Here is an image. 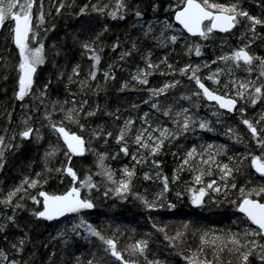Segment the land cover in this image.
Returning a JSON list of instances; mask_svg holds the SVG:
<instances>
[{"label": "trees", "instance_id": "1", "mask_svg": "<svg viewBox=\"0 0 264 264\" xmlns=\"http://www.w3.org/2000/svg\"><path fill=\"white\" fill-rule=\"evenodd\" d=\"M46 1L44 0V4H46ZM169 1L140 0V6L147 20H150L153 15H157L158 18L160 16H167L168 20L176 25L172 20V14L165 10L170 3ZM68 2L72 3V0H68ZM94 2L95 0H75L71 8H65L60 14H57L53 0L48 1L47 10L51 7V13L46 15L43 27H50L54 23L56 24V28L51 29L46 36H44L43 28L40 29L41 37H43L46 45L48 58L44 64L38 66L36 84L34 85V90L38 92L39 88L51 77L52 83L49 85L50 100L59 99L63 101L66 99L69 103L64 105V107H71V97L75 94L77 97L76 103H80L82 100L88 101L85 111L95 107L97 104L100 105V109L94 115L81 116V122L87 125L83 129L79 128L77 123L65 120V124L70 130L76 131L86 138V147L89 149L82 156H72V166L77 170L82 179L87 173L92 172L93 179L99 185V187H94L90 193L88 192V195L94 201L95 207L83 213V215L104 235L119 236L116 239L118 248L122 251L125 258H128L127 254L133 256L130 248L131 240L127 239L130 236L145 235L149 239V245L156 253L157 258L169 264H191V261L186 259V257H193L196 235L203 229L213 227L222 233L227 232L228 234H232L238 232L241 234L240 238L244 239L245 224H248L250 227L254 226L238 213L236 203L240 198L239 189L241 185H244L246 190L253 186L259 187L264 185V176L257 175L252 171L250 157L241 160V156L248 152L259 154L261 148L256 144L255 139L250 134V130L243 123L239 111L227 113L219 109L220 115H216L217 106L207 103L203 97H198V99L192 97L189 99L187 96H182L181 93L196 91L197 86L195 82L191 81L188 75L170 71L167 63H162L161 60L167 56L168 63H171L176 68L182 67L185 63L203 65L206 61H215L217 56L222 55L225 51H229V48L238 46V43H240L238 42V38L241 37L240 33L244 31V27L247 25L242 26V18H240V23L230 33H214V35L207 39L203 37L191 38L176 25L174 30L177 33L182 31L183 35L175 44H149L140 36V26L136 24L137 18L131 10L123 20L119 18L113 19L96 11H90L79 16L73 14L83 4ZM101 2H107V0H101ZM127 2L130 9L137 5V0H127ZM154 2H158L160 5L155 11L152 8ZM220 2L229 3L232 0H220ZM241 5L247 8L250 13L264 17V7L257 4L256 0H241ZM104 24L109 25V30L103 32L100 38L103 41L102 59L99 65L101 70L97 73V79L89 81L83 90H81L78 80L74 77L73 82L69 83L67 76L71 73L72 66L79 63L81 67L80 79H83L88 74L91 60L83 54L84 50L81 49L79 43L73 40V34L83 39L99 32ZM154 26L157 28L158 25ZM256 32V36L251 37L254 42L249 45V50L264 56V26L258 25ZM249 35L251 34L248 33L245 37ZM2 36L3 31L0 33V41L2 40ZM117 37H119L121 45L119 48L113 49L111 44ZM136 38H139L141 41L139 50H132L130 56H126L123 60L119 59L124 49H131V41ZM53 41H56L57 46L61 49L60 55L54 56ZM194 41L202 44V51L199 55L194 50L191 53L186 51V45ZM222 41H227V43H222ZM7 42L5 41V44ZM142 43L151 48L153 62H161V65H158L159 67L148 77V84H142L135 79L130 80L131 72L129 71L131 69L137 68V66L144 67L142 57L144 56L145 47L142 46ZM97 44L99 46L100 41H97ZM15 60H18V49L9 41L5 47L0 48V135H6L7 137H11L13 132L18 133L21 130L20 116L23 114L21 111L22 103H30L31 105L34 104V106H37L38 103L39 112L35 113L32 121H34V124L44 122L43 111L45 104H39V101L33 102L31 96L23 102L18 101L14 97L17 80ZM5 64H7L6 67ZM109 64L113 65L112 70L116 75L114 79L110 78L105 81L103 70ZM257 67L258 61L253 65L252 76L258 75ZM60 69L64 70L65 76L58 79L57 73ZM214 69V65L210 66L207 64L198 71V74L209 87L213 86L207 74ZM5 75L6 78H4ZM236 75L247 77L250 74L243 69H239ZM169 80H179L181 83H178L174 88L170 87L161 96L153 97L151 100L148 99L151 96L150 89L159 88ZM124 81H128L130 86L123 87ZM131 85H135L136 87H131ZM179 98L196 117L210 121V128L200 129L193 125L184 136L176 139L177 142L174 139L171 140L170 145L165 142L162 150L158 151L154 156H149L146 150L143 151V154L148 156L147 161L144 163H138L131 154L125 155L122 151L118 155L112 156V153L116 152L119 148V144L115 140L118 126L122 125L125 119L135 117L136 127L141 123L143 113L150 111V118L153 122L157 120L167 122L163 113L157 111V109H153L151 105L156 100H159L164 107L168 104L175 105V102ZM191 100L192 102L196 101V103L192 105ZM246 104L244 106L241 102V105L239 103L237 108L246 107L247 112L244 115L255 122L253 116L258 109L264 113V101H257L255 105L251 103L248 105V102ZM47 107L51 110V104H47ZM117 109H119V118H116L112 114L116 113ZM9 112H11V120L8 118ZM61 113L63 115H58L63 119L64 113ZM58 115L53 114L54 119L57 121H59ZM97 125H104L106 128L112 130L113 136L107 138V143L104 142L105 138L103 136H86V134L92 133L91 129ZM48 127L47 123L46 128ZM257 127L258 129H264V115L260 124H257ZM229 128L233 129L232 133H229ZM236 133L240 134V138L234 140L233 135H236ZM48 135L49 137L42 140H37L33 136L25 139L17 135L14 140H11L13 146L6 148L4 166L0 168V195L7 194V188L16 181H21L23 176L34 175L36 172H41L42 169L44 171L41 172V179L47 175L48 182L32 188L29 196L38 195L41 188L49 192H59L66 190L71 185V178L68 174L54 171L48 172L45 168L44 153L48 150L49 144L57 143V136L53 133ZM213 138L223 141L227 145V156L232 157L235 161L234 168L238 170L233 171L231 177L232 183H235L236 187L232 188L229 185L221 197L216 198L214 201L212 200L210 204H201L195 207L191 202L192 197L189 189L192 187L186 179V173L178 172L179 178L173 179L174 167L177 164L175 155L183 151L182 147L184 149L190 145L198 144L202 140ZM262 138H264V133H262ZM128 139L131 141L132 136L129 135ZM137 147V145L130 142V153L134 152ZM96 150L109 153L106 163L110 164L115 171H118L117 169L122 164H128L131 168L135 169L130 191L115 194L112 192V183L107 181L106 177L96 172ZM64 152L65 148L61 147V150L55 156L49 158L48 163L51 168L54 169L61 163L67 162ZM137 155L140 154L137 153ZM153 159L161 160L162 163L158 166L154 165L152 163ZM146 171L150 172L151 178L144 177L143 173ZM158 171L161 172V176L167 175L168 177L169 185L166 190L160 176L153 175ZM60 177H63V179L61 180ZM105 192L108 194L105 195ZM144 192L149 195H153L156 192L163 193L157 200V203L161 206L148 208L141 199ZM137 193L140 195L138 196ZM82 194L84 195V191ZM18 195H24V193L21 192ZM122 195L126 198L122 199ZM253 198L264 199V193L259 197L253 194ZM24 202L27 208L19 210L16 213L17 221L21 225L17 227V232L10 234L6 232L0 235V244L7 242L3 240L4 235H7L8 239L10 238L9 240L12 241L20 236L26 235L29 237L25 242L24 252H16L14 254L16 258L21 261H27V264H68L74 257L78 256L80 264H87V261L90 259L89 256L93 251V246H97L99 251H97L95 258L101 264H122L116 257L105 252V247L97 236L89 239L84 238L82 235H73L71 241L67 244L63 241L62 245L55 249L57 254L52 255L51 259H49L52 248L49 241L59 222L42 220L32 216L28 208L33 206L39 208L40 205L35 204L28 197H25ZM1 208L7 214H11L12 212V206L3 204L0 205ZM71 219L75 220L76 216L71 217ZM162 221L187 223L188 231L180 236L179 239H174L166 232L160 231L157 223ZM78 230L84 232L86 229L78 228ZM169 237L172 239H169ZM247 239H253V237L248 236ZM226 243L228 247L225 248L222 255L225 257L229 255L232 259L229 262H224V257H221L216 261V264H236L238 259L240 260L241 252L246 250L242 248L241 252H237L234 249L229 251L228 248L232 247L231 242L227 241ZM249 260L250 264H259V259L255 253L250 256ZM138 263L142 264L141 262Z\"/></svg>", "mask_w": 264, "mask_h": 264}, {"label": "snow or ice", "instance_id": "2", "mask_svg": "<svg viewBox=\"0 0 264 264\" xmlns=\"http://www.w3.org/2000/svg\"><path fill=\"white\" fill-rule=\"evenodd\" d=\"M55 6V12L60 14L63 9L71 8L75 3H69L68 0H53ZM257 4L264 7V0H256ZM37 4H38V18L36 24L34 25V15H37ZM158 2L152 4V8L155 11L159 7ZM132 11L137 18L136 24L141 27L140 36L143 37L144 41H155L159 44L172 43L175 44L178 39L183 35V32L177 33L174 29V25L165 16L163 22L159 18L153 16L152 20H147L145 18L144 11L141 10L140 0H137V5L134 8H129L127 0H107V2H101V0H95L94 3H85L79 7V10L74 15L86 14L90 11H96L102 15L110 16L113 19L119 18L121 20L125 19L128 12ZM169 12L174 15V20L182 26V29H186L188 33L199 34V36L207 39L214 35V30L229 31L233 29L238 23H240V18H246L248 21L247 26L244 27L241 37H245L246 34L250 33L251 37H255L257 32V26H264V17L257 14H252L247 8L242 7L241 0H232L230 3H222L220 0H176L174 3H169ZM51 13V7L48 9V14ZM46 18L45 4L44 0H0V27L5 25L8 21L11 23L10 35L14 42V45L18 49V60L15 64L17 70V80L16 87L14 90V97L19 101H25L29 96L33 100L39 101V104H45L43 111L44 118L47 119L49 128L56 133L57 143L49 144L48 150L44 153L45 158V168L48 172H63L68 174L71 178V185L64 191L59 192H49L40 189L38 195H30L28 193L29 188H35L37 185L46 184L48 182V176L45 175L41 179V172L35 173V175H25L19 184L15 185L7 194L0 195V203L6 206H12L11 214L0 213V233H5L11 225L20 227L21 225L17 221L16 213L19 210L27 208L25 204V197L34 201L35 204L40 205L39 208L33 206L28 208V211L32 216L36 218L46 219L48 221H53L58 218H65L67 221V214L76 213V219L71 222L65 223V225L57 229L56 237H63L64 243L67 244L71 241L72 236H80L82 232L79 229H87L89 234H94L103 241L105 246V252L110 253L111 256L116 257L122 264H138L136 260L127 259L123 255L122 251L118 248V242L114 236H105L90 220L86 219L82 214L86 209H93L95 207L94 201L90 198V195H83L82 188L87 187L89 193L94 187H99L97 182L93 179V173H87L83 179L78 174L77 170L72 166L71 160L74 154H83L89 149L86 147V138L76 131L70 130L66 126L65 120L75 122L79 125V128L83 129L87 125L81 122V116H91L94 115L99 109L100 105L97 104L95 107L89 108L85 111V106L88 104L87 100H82L80 103H76V95L73 94L71 97L72 106L64 107L69 103L68 100H50L49 99V85L52 83L51 77L45 82L37 91L34 90V85L36 84V74L39 65H42L47 60L46 45L43 37H41L40 29L43 28L44 36L51 29L56 28V24H51L50 27H43ZM154 25H159V32L157 33L156 27ZM109 30V25L104 24L100 31L94 35H89L86 38H81L80 36L73 34V40L78 42L81 49L84 50L83 54L88 56L91 60V65L88 74L80 79L81 67L79 63L72 66L71 73L67 76L68 82L72 83L75 77L79 84L80 89L83 90L89 81H95L97 79V73L100 71V61L102 59L101 52L103 50V41H101V35L103 32ZM167 33V34H166ZM97 41H100L98 46ZM254 40L248 38L247 42L235 47L229 51L224 52L215 58V61H220L223 63V67H216L212 72L209 73V78L214 82V85H219L221 82V74H227V82L224 87L228 89L227 92H221L216 87H209L205 83L204 79L198 74L201 67L207 64L215 63V61H206L205 64H189L185 63L182 67L176 68L171 63H168V57L163 58L164 63H167V67L172 72H179L181 74L188 75L191 81L195 82L198 86L195 92L181 93L182 96H187L191 99L193 96L196 97H206L209 101L217 102L216 115H220L219 109H227L232 112L239 111L241 114V119L243 123L250 130L251 136L255 139L256 144L261 148V152L256 154L254 152H248L241 156V160L246 157H250V164L253 166L257 173L264 174V138H262V133L264 129H258L257 122L246 118L244 115L247 112L246 107H239L237 105L241 100L255 105L257 101H264V56L258 53H253L249 50L248 45L252 44ZM140 39L136 38L132 40L131 49H124L121 53L119 59L123 60L126 56L132 54V50H139ZM222 43H227V41H222ZM121 41L119 37L111 44L113 49L119 48ZM53 52L55 55L61 54V49L57 46L56 41L52 42ZM146 47V55L142 57L144 60V67H137L135 70V75L133 79L141 82L142 84H148V77L152 74L154 70L158 67V63L152 60V51L150 47ZM195 51L199 55L202 51V44L199 42H193L186 45V51L191 53ZM258 61L257 73L258 75L252 76L254 62ZM7 64H5V67ZM59 67V66H58ZM113 65L109 64L106 69L103 70L105 81L108 79L115 78L116 73L112 70ZM243 69L250 75L247 77H239L235 73L237 70ZM65 76L63 69H60L57 73V78ZM6 78V75L5 77ZM179 80H169L162 84L159 88L150 89L151 96L149 100L153 97L161 96L166 93L170 87H175ZM123 87H129V82L124 81ZM97 87H99L97 85ZM131 87H136L131 85ZM232 89H235L233 91ZM47 104H51V110L47 107ZM198 106V102H197ZM23 108L35 107L36 111L39 112V107L31 104H21ZM151 107L157 109V111L163 113L165 117H171L173 124L177 125L172 128L168 123L164 122H153L150 118V111H145L141 118V123L135 132L133 128L135 127V117H128L124 120L123 124L118 126V132L115 135V140L119 144V148L116 152L112 153V156L118 155L121 151L125 155L131 154V156L137 160L138 163H144L147 161L148 156L143 154V150H147L149 156H154L158 151H161L165 141L171 142L172 139L179 137L182 131L186 132L190 125H194L200 129L210 128V121L199 119L190 112L188 108H183L181 110L173 111V105L168 104L166 107L161 105L159 100L152 103ZM63 112L64 118L57 121L53 117V113ZM111 112V110H109ZM119 109L113 115L118 117ZM8 118L11 120V112L8 113ZM32 113L22 114L21 121L23 123V128L19 132H13L11 137L6 135H0V168H3L5 162V150L8 147H12L11 140H14L18 135L21 138H30L35 134L36 139L40 140L44 137V133L41 131L43 125L37 127L34 123H31ZM7 131V130H5ZM229 133L233 132L232 128H229ZM92 135L94 137L103 136L104 142L107 143V138L113 136L111 129L106 128L104 125H97L95 128L91 129ZM158 133V134H157ZM129 135L132 136L131 141H129ZM240 134L236 133L233 135V139H239ZM62 139V143H61ZM137 145V149L130 153L129 143ZM61 147L65 148V156L67 158L66 163H61L56 168H51L49 166V158L56 155L61 150ZM212 145L208 148L212 149ZM227 145H220L219 151H223ZM215 150V149H214ZM208 151V149H205ZM140 153V155H137ZM96 163L98 172L101 176L106 177L107 181L111 182L114 187H112V192L115 193H125L130 191L132 177L135 174L134 168H129L127 165L124 166V173L126 175L120 176L119 179L116 177L115 170L110 164L106 163V158L109 157L108 152H101L96 150ZM197 155V148L195 145L188 150L184 159L181 161V165L178 166L177 172L182 169L183 165L189 164V158ZM200 160L204 164L212 163L215 167L221 169L222 178L227 179L232 176L235 169L230 163H216L215 158L209 155L205 160L203 156ZM152 163L154 165H160L161 160L153 159ZM195 167V165H192ZM162 171V170H161ZM211 171V168L208 169ZM204 171L201 170L197 172L195 179L199 183L201 182V177ZM145 178H151L150 172L143 173ZM154 176H160L163 180L164 189L166 190L169 185L167 175L161 176V172H156ZM61 180L63 177H60ZM175 178H179L176 175ZM209 187L215 188V191L219 192L223 189L229 187L228 184H217L215 180L208 182ZM232 188L236 187L235 183H231ZM206 187H200L198 191L193 186L189 189L191 192L192 203L201 204L203 202L202 198L206 193ZM240 198L236 203V207L239 208L247 218L256 227H250L245 224V232L243 233L244 239H241L240 233H232L227 236V241L231 242L232 247L228 248L229 251L235 249L237 252H241V249L246 250L241 252L240 259L242 264H250V256L255 253L259 259V264H264V199L253 198V194L259 197L264 193V185L259 187L253 186L251 188L245 189L244 185L240 186ZM23 192L24 195H18ZM108 193L105 192V195ZM160 193L159 195H162ZM182 195V193H180ZM139 196L140 194L137 193ZM42 198V200L40 199ZM122 199L126 198L123 195ZM148 208L160 207L155 201H149L147 197H141ZM174 207V205H172ZM179 235V234H177ZM217 236V234H214ZM248 236H252L253 239H247ZM29 237L20 236L13 241H9L10 247L17 253H23L25 242ZM87 238V237H85ZM206 238V237H205ZM4 240H8L7 235H4ZM55 239V237H52ZM169 239H172L169 237ZM217 240L220 241L222 247L214 249L216 256L223 251L224 248L228 247V244L224 242V238L217 236L213 239L211 243L213 245L217 244ZM136 244L139 246L138 250L144 252L147 246V241L140 240ZM199 252H203V249H199ZM52 254H55V249L52 250ZM182 254V253H181ZM195 257V258H194ZM51 259V257H49ZM186 259L191 261V264H216L215 260H210L205 255L203 259H200L196 253L193 257H186ZM0 264H27V261H21L20 259L12 256L10 258V253L5 249V247L0 246ZM76 264H80L79 259H77ZM87 264H101L95 258V255L87 261ZM150 264H165V261L157 259L150 261Z\"/></svg>", "mask_w": 264, "mask_h": 264}, {"label": "rangeland", "instance_id": "3", "mask_svg": "<svg viewBox=\"0 0 264 264\" xmlns=\"http://www.w3.org/2000/svg\"><path fill=\"white\" fill-rule=\"evenodd\" d=\"M48 1L49 0H47L46 1V4H45V12H46V15L48 14V10H47V7H48ZM169 2H171V3H174V2H176V0H170ZM230 3V2H229ZM169 5V4H168ZM168 5H167V9H165V10H167V12L169 11L168 10ZM153 16H155V17H157L158 18V16L157 15H153ZM153 16H152V18L150 19V20H152L153 19ZM37 18H38V5H37V15H34V20H33V23H35L36 24V20H37ZM242 19V26H244V25H247L248 24V21L246 20V18H243V17H241ZM163 19H164V17L162 16H160L159 17V20L161 21V22H163ZM140 30H141V27L139 28ZM10 30H11V23L10 22H8V21H6L5 22V25H4V28H3V36H2V40L0 41V48H3V47H5V45H7L8 43H9V41H12V39H11V35H10ZM156 30H157V33L159 32V25L157 26V28H156ZM141 32V31H140ZM248 38H251V35H249L248 37H243V38H238V42H240V43H238V46H240L241 44H244V43H246L247 42V39ZM5 41H8L6 44H5ZM146 42H148L149 44L151 43V44H155V43H157V42H155V41H151V40H149V41H146ZM131 44H132V41H131ZM130 44V45H131ZM142 46L143 47H145V43H142ZM248 47H249V45H248ZM231 49H234V47H231V48H229V50H231ZM226 52V51H225ZM146 55V47H145V52H144V56ZM161 61H163V59L161 60ZM17 62V60H15V63ZM257 61H255L254 63H256ZM162 63H164V62H162ZM158 65H161V62L160 63H158ZM210 66H212V65H214L215 66V68L216 67H223L224 65H223V63L222 62H220V61H215V63H211V64H209ZM138 67V66H137ZM159 67V66H158ZM137 68H134V69H131V71H129V72H131V77H130V80H134L133 79V77H134V75H135V70H136ZM237 72V71H236ZM236 74V73H235ZM207 76L209 77V73L207 74ZM0 82H1V80H0ZM211 82V85L213 86V87H216L219 91H221V92H227L228 91V89H226L225 87H224V84L227 82V74H221V82H220V84L219 85H214V82L211 80L210 81ZM1 85V84H0ZM233 91H235V89H232ZM193 92H195V91H193ZM193 98H195V99H198V97H196V96H193ZM37 100H33V102H36ZM181 100H180V98L175 102L176 104L174 105L173 104V111H176V110H181V109H183V108H188V110H189V107L185 104V103H183L182 101L180 102ZM190 101V100H189ZM198 101V100H197ZM241 102H242V104L245 106V105H247L246 103V101H244V100H241ZM241 102H240V105H241ZM191 103H193L192 105H194L195 103H196V101L195 102H192V100H191ZM23 104H30V103H23ZM250 103H248V105H249ZM34 105V104H33ZM37 105H38V103H37ZM191 105V106H192ZM196 106V105H195ZM194 106V107H195ZM21 111L23 112V114H27L28 112H31L32 113V120H33V116L35 115V113L37 112L36 111V109L35 108H23V107H21ZM190 111V110H189ZM191 112V111H190ZM54 115H58V114H61V115H63L61 112H55V113H53ZM263 115H264V113H263V111H261L260 109H258V111L255 113V115L253 116V119H254V121L255 122H259L258 124H260V121L262 120V118H263ZM21 117V116H20ZM44 117V116H43ZM58 117V120H60L61 119V117H60V115H58L57 116ZM36 118H37V116H36ZM166 119H167V122H164V123H168V125L170 126V127H172V128H175L177 125H175V124H173V122H172V118L171 117H166ZM31 120V123H34V121H32ZM35 120H37V119H35ZM43 121L44 122H39V123H36L35 125L37 126V127H40V125H43V127L41 128V131L44 133V137L42 138V139H44V138H46V137H49V135L48 134H50V133H53L55 136H57L56 135V133L55 132H53L49 127L48 128H46V125H47V119L46 118H44L43 119ZM155 122H163V121H160V120H157V121H155ZM154 122V123H155ZM46 124V125H45ZM21 125H22V127H21V129L23 128V123H22V121H21ZM140 126V124H138L135 128H134V130H133V132H135V130H136V128H138ZM191 126H193V125H190L189 126V129L191 128ZM188 129V130H189ZM187 132V131H186ZM186 132H184V131H182V134L179 136V138H181L182 136H184V134L186 133ZM158 134V133H157ZM91 135H92V133H88V134H86V136H89V137H91ZM33 137H36L35 136V134H33ZM42 139H40V140H42ZM176 139H178V137H176L174 140H176ZM165 142H167V144H171V142H168V141H165ZM176 142H177V140H176ZM19 143V142H18ZM15 145H16V143H15ZM195 146H196V148H197V155L196 156H194V157H191V158H189V164L188 165H183L182 166V169L179 171L180 173H182V172H184V173H186V179H187V181L189 182V184L191 185V187H195V189L198 191V189L200 188V187H206V193H205V200H203V202L201 203L202 205H206V204H210V202L213 200H215L216 198H219V197H221L222 195H224V193L226 192V190L225 189H223V187H222V190L221 191H219V192H217V191H215V188H214V186L213 187H209L208 186V182L209 181H211V180H215L216 181V183L217 184H221L222 186L224 185V184H228V185H231V183H232V177H228L227 179H223L222 178V172H221V169L220 168H218V167H215L212 163H208V164H204V163H202L201 162V160H200V157L201 156H203L204 157V159L206 160L207 159V157L209 156V155H212L214 158H215V160H216V163H223V162H228V163H230L233 167H234V165H235V161L233 160V158L232 157H228L227 156V153H226V148L223 150V151H219V146L220 145H225L224 143H223V141H220V140H218V139H215V138H213V139H207V140H202L200 143H198V144H194ZM209 145H212L213 147H212V149H209L208 148V146ZM192 146L193 145H190L189 147H187V148H184L183 149V147H182V152L181 153H183V155H181V153L180 154H178V155H175L176 157H175V160L177 161V164H175L176 166L174 167V171H173V179L175 180L176 178V175L178 174V172H177V169H178V166H180L181 165V161L184 159V157H185V155L187 154V152H188V150L189 149H191L192 148ZM205 149H208V151H205ZM215 149V150H214ZM135 151H136V149H135ZM143 151H145V150H143ZM147 151V150H146ZM177 153V152H176ZM140 154V153H139ZM180 156H182V157H180ZM227 156V157H226ZM129 168H131V166L130 165H128V164H126ZM192 165H195V167H193ZM124 166H125V164H122V165H120L119 166V169H117L118 171H115L116 172V177H117V179H119L120 178V176H122V175H126L125 173H124ZM209 168H211V171L209 172L208 171V169ZM201 170H203L204 171V174H203V176L201 177V182H197L196 181V179H195V176H196V174H197V172H199V171H201ZM37 173V172H36ZM35 175V174H34ZM19 182H20V180H18V181H16L15 183H13L12 185H10L8 188H7V192L9 191V189H11L12 187H14L15 185H17V184H19ZM112 186L114 187V185L112 184ZM32 188H29L28 189V193L30 192V190H31ZM83 189V188H82ZM32 191V190H31ZM83 191H84V195H88V192H89V190H88V188L87 187H85L84 189H83ZM82 191V192H83ZM6 192V193H7ZM20 194V193H19ZM160 193L159 192H156V193H153V195H149V194H147V193H145L144 192V194L142 195V197H147V199L149 200V201H155L156 203H157V200H158V198L160 197V195H159ZM97 198V197H96ZM142 201H143V199H142ZM144 202V201H143ZM191 202H192V198H191ZM145 204V203H144ZM200 204V205H201ZM0 205H3V203H0ZM146 205V204H145ZM88 212V211H87ZM0 213H2V214H6L7 215V213H6V211H4L2 208L0 209ZM83 213H85V212H83ZM82 213V214H83ZM75 216H77V215H75ZM71 217H74V216H68L67 217V221L65 220V218H63V219H61V220H59V221H57V222H59L57 225H56V227H55V229H54V231H53V234H52V237H55V239H52L51 238V240L49 241V243H50V245L52 246V248H51V253H50V257H52V250L53 249H56V248H59L60 247V245H62V243H63V241H64V238L63 237H56V231H57V229H60V228H62L64 225H65V223H67V222H71L72 221V219H71ZM157 226L159 227V229H160V231L161 232H166L168 235H170L172 238H174V239H179L180 238V236H182L183 234H185L187 231H188V225H187V223H183V222H169V221H162V222H158L157 223ZM157 227V228H158ZM9 229H10V231H8L7 230V232H9V234L10 233H16L17 232V227L15 226V225H11L10 227H9ZM86 229V228H85ZM197 230V229H196ZM6 233V232H5ZM5 233H2V235L3 234H5ZM177 234H179V235H177ZM214 234H217V236H220V237H223L224 238V242L226 243L227 242V236L228 235H230V233L228 234L227 232H224V233H222L220 230H217V229H215V228H213V227H211L210 229H203V230H201L200 232H198V234L196 235V240H195V250H194V253H196L197 254V256L200 258V259H203L204 258V256L206 255L207 256V258L208 259H210V260H215V261H217V260H219V258H221V257H224V259L223 260H225L224 262H229L230 261V259H232L229 255H227L226 257L224 256V255H222V254H224L223 252L225 251V248L223 249V251H221L220 253H219V256H216V254H215V252H214V249L215 248H218V247H222V245L220 244V241L219 240H217V244L216 245H213L212 243H211V241L213 240V239H216L217 238V236H214ZM0 235H1V233H0ZM82 236L85 238V237H87V238H93V237H95V235L94 234H89L88 232H87V229L86 230H84V232H82ZM105 236H109V234H105ZM112 236H114V238L115 239H118L119 238V236H117V235H112ZM206 237V238H205ZM10 239V238H9ZM5 240V241H7L5 244L3 243H1L0 244V246H3V247H5V249L7 250V251H9V253H10V258L12 257V256H14V254H16V252L10 247V245H9V241H12V240ZM127 239L128 240H131V244H130V248H131V251H132V254H133V256H131V255H129V254H127L128 255V258L127 259H132V260H134V258H135V260L137 261V262H141L142 264H150V261H153V260H157L158 258H157V256H156V253L153 251V249H152V247L149 245V239L145 236V235H139V236H130V237H127ZM126 239V240H127ZM4 240V239H3ZM140 240H145V241H147V246H146V249H145V251L144 252H140L139 250H138V248H139V246L136 244V242L137 241H140ZM102 242V244H103V246H104V243H103V241H101ZM130 243V242H129ZM105 247V246H104ZM199 249H203V252H199L198 250ZM235 250V249H234ZM97 251H99V249H98V247L97 246H93V251H92V253H91V255L89 256V258L91 259L92 258V256L93 255H96V253H97ZM57 254V252L55 251V255ZM141 260H140V259ZM77 259H79V261H80V258L78 257V256H76V257H74L73 258V260L71 261V262H69L68 264H76V261H77ZM236 259V258H235ZM49 261V260H48ZM242 264V261H241V259L239 260L238 259V261L236 262V264ZM139 264V263H138ZM165 264H169V263H165Z\"/></svg>", "mask_w": 264, "mask_h": 264}, {"label": "water", "instance_id": "4", "mask_svg": "<svg viewBox=\"0 0 264 264\" xmlns=\"http://www.w3.org/2000/svg\"><path fill=\"white\" fill-rule=\"evenodd\" d=\"M172 20H173V22L177 25V26H179L180 27V29L185 33V34H187L189 37H191V38H198V37H201V36H199V34H191V33H188L187 32V30L186 29H182V26H180L179 25V23L178 22H176L175 20H174V15H172ZM2 29H3V27H0V33H1V31H2ZM234 29V28H233ZM233 29H231V30H229V31H227V32H225V31H222V30H214V33H219V34H227V33H230ZM13 41V40H12ZM13 44H14V42H13ZM197 88H198V86H197ZM204 99H205V101L207 102V103H211V104H214V105H216L217 106V102L216 101H209L206 97H203ZM19 101V100H18ZM220 110H222V111H224V112H227V113H231L232 111H229V110H227V109H220ZM25 139H27V138H25ZM61 141H62V139H61ZM84 154V153H83ZM83 154H74L73 156H82ZM250 166H251V164H250ZM251 169H252V171L255 173V174H257V175H260V176H264V174H260V173H257L256 172V170H255V168L253 167V166H251ZM204 198H205V195L203 196V198H202V200H204ZM41 200H42V198H41ZM195 207H198L200 204H193ZM90 210H92V209H86V210H84L83 212H87V211H90ZM237 210H238V212L242 215V216H244L245 217V214L239 209V208H237ZM75 215H77L76 213H71V214H67V217L68 216H75ZM246 218V217H245ZM40 219H42V218H40ZM61 219H63V217L62 218H58V219H56V220H53V221H59V220H61ZM247 219V218H246ZM42 220H46V219H42ZM254 227H256L251 221H249Z\"/></svg>", "mask_w": 264, "mask_h": 264}, {"label": "flooded vegetation", "instance_id": "5", "mask_svg": "<svg viewBox=\"0 0 264 264\" xmlns=\"http://www.w3.org/2000/svg\"><path fill=\"white\" fill-rule=\"evenodd\" d=\"M3 28H4V26H3ZM3 30V29H2ZM2 32V31H1ZM12 42V44H13V41H11ZM14 45V44H13ZM14 47H16L15 45H14Z\"/></svg>", "mask_w": 264, "mask_h": 264}, {"label": "bare ground", "instance_id": "6", "mask_svg": "<svg viewBox=\"0 0 264 264\" xmlns=\"http://www.w3.org/2000/svg\"><path fill=\"white\" fill-rule=\"evenodd\" d=\"M41 199V198H40ZM239 213V212H238Z\"/></svg>", "mask_w": 264, "mask_h": 264}]
</instances>
